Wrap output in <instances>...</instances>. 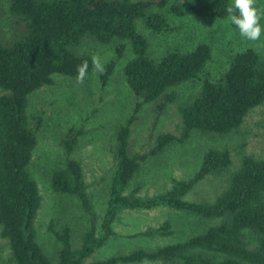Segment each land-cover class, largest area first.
Segmentation results:
<instances>
[{"label":"trees","instance_id":"1","mask_svg":"<svg viewBox=\"0 0 264 264\" xmlns=\"http://www.w3.org/2000/svg\"><path fill=\"white\" fill-rule=\"evenodd\" d=\"M229 5V0H7L11 31L7 37L0 32V240L4 242L0 264H53L36 243L33 229L39 196L27 167L40 118L27 120V96L50 85L53 75L76 78L77 67L84 61L88 62V73L92 72L90 56L75 52L86 38L102 45L113 40L128 43L131 58L121 74L126 88L140 102L114 134L115 166L99 237L95 236V214L80 165L69 158L77 133L69 129L61 140L64 162L51 171L48 183L54 192L78 200L88 215V227L74 247L67 226L48 222L46 230L58 244L55 264H264V156L246 154L244 141L237 146L234 166L228 150L209 149L197 171L187 180H173L168 191L147 199L121 194L147 157L172 143H183L191 132L207 138L237 134L245 117L264 104V58L255 50L235 53L217 80L204 75L197 93L177 103L170 89L203 73L210 60L209 45L200 42L190 51L173 50L152 59L146 52L145 38L136 31V22L152 33L165 30V16L159 12L165 7L174 17L225 20ZM122 48L114 46L117 58ZM104 67L105 72L98 73L101 86L113 63ZM143 104L150 106L153 124L167 107H174L176 134H157L146 153H135L129 139L135 114ZM203 181L214 182L212 197L185 200V195ZM158 206L214 222L183 242L86 262L112 235L111 223L118 210ZM168 228L163 222L141 236H164L169 234Z\"/></svg>","mask_w":264,"mask_h":264},{"label":"rangeland","instance_id":"2","mask_svg":"<svg viewBox=\"0 0 264 264\" xmlns=\"http://www.w3.org/2000/svg\"><path fill=\"white\" fill-rule=\"evenodd\" d=\"M231 2L229 0V4ZM257 6L264 7V0H257ZM166 9L159 10L165 16V30L152 33L141 22H136V31L145 38L146 52L150 58L158 59L173 50L187 52L200 42L208 44L211 49L210 60L196 80L170 89L175 93L177 103L184 102L197 93L204 75L212 81L217 80L227 69L228 61L235 53L251 48L264 58V49L244 40L238 29L232 28L227 19L174 17ZM6 10L7 0H0V32L4 37L9 36L11 31ZM153 11L157 9L154 8ZM261 24L264 25V20ZM261 40H264V36ZM118 45L123 47L120 58L114 53V46ZM75 52L89 55L91 60L93 56H98L103 65L113 63L104 86H101L98 73L94 71L88 73L83 84H78L76 78L53 75L50 85L40 87L27 96V120L30 121L34 116L40 118V127L35 132V146L27 167L39 196L33 229L36 243L53 264L58 244L46 230L48 222L67 226L74 247L78 246L80 236L88 227V215L81 209L78 200L54 192L48 183L51 171L64 162L61 140L69 129L77 133L69 158L80 165L85 192L95 214V236L99 237L100 221L105 211L115 166L114 134L131 115L135 104L140 102L126 88L121 74L123 65L131 58L127 42L113 40L102 45L86 38L75 48ZM135 116L129 139L132 152L146 153L157 134H176L177 119L172 106L167 107L158 117L156 124H153V114L148 104H143ZM241 141L245 142L246 154L264 156V104L245 117L237 134L207 138L191 132L183 143H172L159 154L147 157L140 163L137 173L122 189L121 194L147 199L168 191L173 180H187L197 171L203 153L209 149L228 150L232 164H236L237 146ZM213 184L214 182L208 181L197 184L184 199L200 201L206 195L211 196ZM163 222L169 224V234L141 236ZM213 222L163 206L149 210L120 209L111 223L112 235L86 262L125 255L137 249L151 252L165 245L183 242L202 233ZM3 246L4 242L0 240V250ZM138 264L166 263L143 261Z\"/></svg>","mask_w":264,"mask_h":264},{"label":"clouds","instance_id":"3","mask_svg":"<svg viewBox=\"0 0 264 264\" xmlns=\"http://www.w3.org/2000/svg\"><path fill=\"white\" fill-rule=\"evenodd\" d=\"M227 20L238 29L239 35L246 41L256 45L257 48L264 49V7L257 6V0H232L227 6ZM92 67L95 73L103 74L105 67L100 62L98 56L92 57ZM89 65L84 61L77 67L76 82L83 84L88 75Z\"/></svg>","mask_w":264,"mask_h":264}]
</instances>
